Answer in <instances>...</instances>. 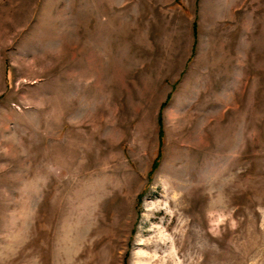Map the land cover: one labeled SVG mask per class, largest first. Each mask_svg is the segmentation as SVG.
Segmentation results:
<instances>
[{"label": "rangeland", "instance_id": "rangeland-1", "mask_svg": "<svg viewBox=\"0 0 264 264\" xmlns=\"http://www.w3.org/2000/svg\"><path fill=\"white\" fill-rule=\"evenodd\" d=\"M0 264H264V0H0Z\"/></svg>", "mask_w": 264, "mask_h": 264}, {"label": "trees", "instance_id": "trees-1", "mask_svg": "<svg viewBox=\"0 0 264 264\" xmlns=\"http://www.w3.org/2000/svg\"><path fill=\"white\" fill-rule=\"evenodd\" d=\"M159 121H158V124H159V126L161 125V117H160V115H159V119H158ZM162 136H163V132L161 131V130H159V137H160V140L162 139ZM157 161H158V157H157V159L153 162V166H152V168H154L155 166H156V164H157ZM151 170H153V169H151Z\"/></svg>", "mask_w": 264, "mask_h": 264}]
</instances>
